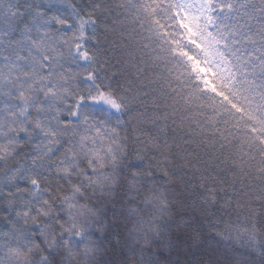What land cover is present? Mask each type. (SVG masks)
I'll list each match as a JSON object with an SVG mask.
<instances>
[{
    "label": "snow or ice",
    "instance_id": "6c2138e0",
    "mask_svg": "<svg viewBox=\"0 0 264 264\" xmlns=\"http://www.w3.org/2000/svg\"><path fill=\"white\" fill-rule=\"evenodd\" d=\"M0 264H264V0H0Z\"/></svg>",
    "mask_w": 264,
    "mask_h": 264
}]
</instances>
